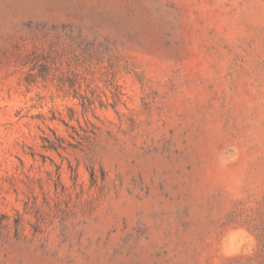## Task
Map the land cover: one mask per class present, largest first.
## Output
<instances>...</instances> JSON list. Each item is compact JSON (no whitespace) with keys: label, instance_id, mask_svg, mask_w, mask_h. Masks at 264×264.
Segmentation results:
<instances>
[{"label":"rangeland","instance_id":"1","mask_svg":"<svg viewBox=\"0 0 264 264\" xmlns=\"http://www.w3.org/2000/svg\"><path fill=\"white\" fill-rule=\"evenodd\" d=\"M0 264H264V0H0Z\"/></svg>","mask_w":264,"mask_h":264}]
</instances>
